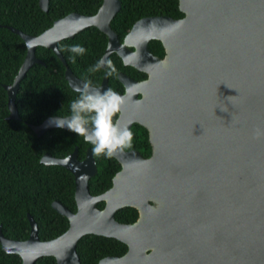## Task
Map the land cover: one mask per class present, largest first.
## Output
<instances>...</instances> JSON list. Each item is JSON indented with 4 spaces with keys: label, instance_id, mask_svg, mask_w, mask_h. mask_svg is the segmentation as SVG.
Returning a JSON list of instances; mask_svg holds the SVG:
<instances>
[{
    "label": "water",
    "instance_id": "95a60500",
    "mask_svg": "<svg viewBox=\"0 0 264 264\" xmlns=\"http://www.w3.org/2000/svg\"><path fill=\"white\" fill-rule=\"evenodd\" d=\"M48 2L38 0L44 11ZM178 7L182 18H141L122 42L110 27L119 0H102L94 15L66 14L38 35L7 26L26 45L12 83L2 84L8 119L18 118L14 96L27 70L44 64L35 54L38 45L62 61L72 91L83 89L87 83L69 69L57 43L89 27L107 37L102 58L115 53L124 66L147 76L136 81L118 74L126 102L116 118L146 130L150 155L128 150L112 157L119 170L110 187L91 196L87 182L96 167L90 149L81 160L76 148L64 158L43 153L41 163L73 177L75 212L50 203L68 228L49 241L39 239L28 213L24 240L5 237L0 225L2 249L18 254L21 264L41 256L81 264L76 245L89 234L127 246L123 256L98 264H264V0H178ZM151 40L161 42L162 59L149 51ZM89 86L109 90L106 75L99 86ZM58 118L27 125L40 136L59 128ZM125 207L137 210L135 222L115 220Z\"/></svg>",
    "mask_w": 264,
    "mask_h": 264
},
{
    "label": "trees",
    "instance_id": "16d2710c",
    "mask_svg": "<svg viewBox=\"0 0 264 264\" xmlns=\"http://www.w3.org/2000/svg\"><path fill=\"white\" fill-rule=\"evenodd\" d=\"M121 8L110 23L111 29L123 41L132 25L144 17L167 16L180 19L178 0H119ZM102 0H49L46 11L40 8L38 0H0V225L5 237L24 240L29 236L30 225L26 213L37 223L40 240L49 241L63 234L68 228L66 217L51 209L55 200L71 212H75L73 200L74 183L71 174L57 165H45L39 161L43 153L55 158H64L76 148V157L83 159L86 149H90L96 173L87 182L88 192L96 196L107 190L111 178L119 170L113 159L95 156L92 145L68 129L50 128L40 136L28 127L38 124L45 117L71 115L70 105L78 98L79 92L72 91L64 78L65 67L51 48L36 46L35 54L44 64L34 63L20 81L14 96L17 119H8L6 92L2 84L12 83L26 54L23 39L7 28L11 26L26 34L38 35L50 27L55 19L72 12L94 15ZM80 45L86 49L83 55L69 49ZM107 37L95 27H89L72 38L58 41L57 47L69 69L83 82L99 86L104 75L108 88L123 93L118 80L122 72L136 81L146 79V74L130 66H124L121 59L112 53L108 56L116 71L108 75L107 67L89 72L103 56ZM149 51L156 57H164L161 42L151 40ZM133 146L142 158L150 155L146 130L132 124ZM103 203L96 204L102 209ZM138 212L125 207L118 210L114 218L119 223L131 224ZM127 251L122 242L103 236L85 235L76 245L81 264H98L105 257H121ZM0 264H21L16 253L4 251L0 245ZM32 264H56L53 257H39Z\"/></svg>",
    "mask_w": 264,
    "mask_h": 264
},
{
    "label": "clouds",
    "instance_id": "9594fccd",
    "mask_svg": "<svg viewBox=\"0 0 264 264\" xmlns=\"http://www.w3.org/2000/svg\"><path fill=\"white\" fill-rule=\"evenodd\" d=\"M72 53L83 55L86 49L80 45H73L69 49ZM127 64V60L124 61ZM107 67L112 75L116 71L111 60L101 58L89 72L99 71ZM78 98L70 105L71 115L59 117L55 124L59 128L66 127L69 131L82 137L90 143L95 156L101 155L108 159L131 149L134 133L127 124L122 125L117 117L125 105V97L109 89L101 92L85 84L83 89H76Z\"/></svg>",
    "mask_w": 264,
    "mask_h": 264
},
{
    "label": "flooded vegetation",
    "instance_id": "af4514ba",
    "mask_svg": "<svg viewBox=\"0 0 264 264\" xmlns=\"http://www.w3.org/2000/svg\"><path fill=\"white\" fill-rule=\"evenodd\" d=\"M120 73H122V72H120ZM119 74V73H118ZM123 93H124V88H123ZM119 94H121V93H119Z\"/></svg>",
    "mask_w": 264,
    "mask_h": 264
}]
</instances>
